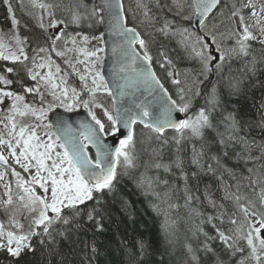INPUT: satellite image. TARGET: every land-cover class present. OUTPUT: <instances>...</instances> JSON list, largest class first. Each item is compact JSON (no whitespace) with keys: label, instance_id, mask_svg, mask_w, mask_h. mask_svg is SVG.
Here are the masks:
<instances>
[{"label":"snow or ice","instance_id":"1","mask_svg":"<svg viewBox=\"0 0 264 264\" xmlns=\"http://www.w3.org/2000/svg\"><path fill=\"white\" fill-rule=\"evenodd\" d=\"M0 4V250L34 253L39 238L63 257L60 237L86 251L85 218L102 232L115 204L127 211V176L167 244L200 220L179 264H264V101L259 125L239 103L264 72V0ZM149 247L122 240V264Z\"/></svg>","mask_w":264,"mask_h":264},{"label":"trees","instance_id":"2","mask_svg":"<svg viewBox=\"0 0 264 264\" xmlns=\"http://www.w3.org/2000/svg\"><path fill=\"white\" fill-rule=\"evenodd\" d=\"M88 2L92 3L94 0H88ZM21 15L18 13V17ZM6 17V9L0 4V28L5 31L8 30L10 24ZM23 19L26 20L27 16H23ZM99 28L100 26H98V30ZM21 29V34L23 35V25ZM85 32H88L87 28H85ZM188 66L186 62L178 64L181 69ZM245 89L246 94L240 99L239 103L259 125L256 109L264 101V72H257L250 82H246ZM254 104L255 107H253ZM252 135L259 139L264 136V131L261 130L260 126H256ZM107 198L108 202L112 203L111 197L108 196ZM117 200L127 202V211L120 210V203L115 204L117 210L110 219L104 220L102 232H96L94 226L87 222L85 218L84 231L81 236L89 241V248L86 251L81 250L83 248L81 245L75 255L70 254L67 249V242L57 237L59 242L57 247L63 250L64 256L53 257L48 253L46 247L40 245L39 238H37L34 240V253L25 252L20 257H11L6 250H0V264H49L50 261L52 264H59L61 259L64 260V264H81L82 261L86 262V264H122L125 259L120 250L122 240L135 243L139 238L151 244L148 249V255L145 258L146 264H179L183 246L189 239L193 243L195 242V238L192 237V231L195 229L196 224L200 223V220L196 218L182 220L176 226L175 236L172 238L174 244L169 245L161 236V218L156 216L144 195L127 176L121 177L117 184ZM203 211L205 217L212 214V209L210 208L205 207ZM2 218L3 213L0 212V219ZM203 226L209 235L215 234L210 224H204ZM94 237L97 249L95 253L92 252L90 246ZM200 239L203 240L204 237L200 236Z\"/></svg>","mask_w":264,"mask_h":264},{"label":"water","instance_id":"3","mask_svg":"<svg viewBox=\"0 0 264 264\" xmlns=\"http://www.w3.org/2000/svg\"><path fill=\"white\" fill-rule=\"evenodd\" d=\"M96 3H99V0H96ZM107 38V37H106ZM106 55V61H107V66H110L112 63V58H111V53H110V49L109 51L105 54ZM107 70V68H106ZM62 111V110H61Z\"/></svg>","mask_w":264,"mask_h":264},{"label":"rangeland","instance_id":"4","mask_svg":"<svg viewBox=\"0 0 264 264\" xmlns=\"http://www.w3.org/2000/svg\"><path fill=\"white\" fill-rule=\"evenodd\" d=\"M25 2L27 3V0H25ZM130 2V0H128V3ZM127 7V6H126ZM93 43V45H95L97 42H95V41H93L92 42Z\"/></svg>","mask_w":264,"mask_h":264},{"label":"flooded vegetation","instance_id":"5","mask_svg":"<svg viewBox=\"0 0 264 264\" xmlns=\"http://www.w3.org/2000/svg\"><path fill=\"white\" fill-rule=\"evenodd\" d=\"M25 17V16H24Z\"/></svg>","mask_w":264,"mask_h":264}]
</instances>
